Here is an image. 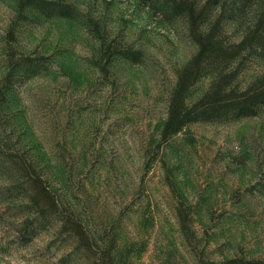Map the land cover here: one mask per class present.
<instances>
[{"label":"rangeland","instance_id":"obj_1","mask_svg":"<svg viewBox=\"0 0 264 264\" xmlns=\"http://www.w3.org/2000/svg\"><path fill=\"white\" fill-rule=\"evenodd\" d=\"M62 1L71 17L0 0V264L264 260V108L163 138L199 49L187 17L149 0ZM210 8L198 32L219 19L239 43L260 29L223 69L246 89L264 75V0Z\"/></svg>","mask_w":264,"mask_h":264},{"label":"trees","instance_id":"obj_2","mask_svg":"<svg viewBox=\"0 0 264 264\" xmlns=\"http://www.w3.org/2000/svg\"><path fill=\"white\" fill-rule=\"evenodd\" d=\"M153 7L167 18L177 15L187 17L190 28L198 41L199 49L189 64L181 71L172 94L167 119L164 123L163 138L180 131L185 125L195 121L228 120L251 116L264 108V75L255 79L246 89L228 86V76L224 67L248 51L252 39H258L260 29L253 30L239 43L228 42L222 33L221 21L208 23L204 32H198L200 24L208 20L210 4L217 0H149ZM31 5L45 15L59 14L71 17L73 8L62 0H21L20 5ZM138 57L135 52L130 57ZM206 67L216 70V78L208 90L194 103H188L187 97L191 86L203 74ZM214 76V75H213ZM41 194L49 200V194L40 187ZM223 264H264L261 259H229Z\"/></svg>","mask_w":264,"mask_h":264}]
</instances>
